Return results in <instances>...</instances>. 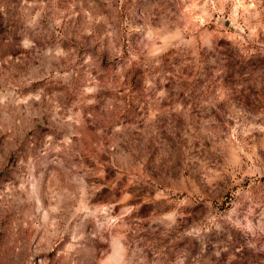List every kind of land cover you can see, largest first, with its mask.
I'll use <instances>...</instances> for the list:
<instances>
[{"label":"rangeland","instance_id":"obj_1","mask_svg":"<svg viewBox=\"0 0 264 264\" xmlns=\"http://www.w3.org/2000/svg\"><path fill=\"white\" fill-rule=\"evenodd\" d=\"M0 264H264V0H0Z\"/></svg>","mask_w":264,"mask_h":264}]
</instances>
